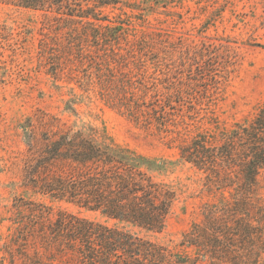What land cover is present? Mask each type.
I'll return each instance as SVG.
<instances>
[{
	"label": "rangeland",
	"instance_id": "obj_1",
	"mask_svg": "<svg viewBox=\"0 0 264 264\" xmlns=\"http://www.w3.org/2000/svg\"><path fill=\"white\" fill-rule=\"evenodd\" d=\"M100 11L107 42L95 44L80 24L69 36L58 15L0 3V264H81L70 235L49 233L59 217L123 230L163 264H264V171L241 194L237 174L179 155L197 138L220 146L264 105V0H122ZM68 129L161 165L155 177L174 193L161 230L25 186L36 142Z\"/></svg>",
	"mask_w": 264,
	"mask_h": 264
},
{
	"label": "trees",
	"instance_id": "obj_2",
	"mask_svg": "<svg viewBox=\"0 0 264 264\" xmlns=\"http://www.w3.org/2000/svg\"><path fill=\"white\" fill-rule=\"evenodd\" d=\"M122 0H0L18 7L45 11L66 23V34L92 30L93 43L107 42L95 22L101 9ZM61 16H64L61 18ZM139 105L136 111L139 110ZM94 132V131H93ZM43 138V139H42ZM36 142L33 158L26 164L24 183L34 193L55 202H64L98 212L109 220L159 231L164 225L174 193L156 179L157 165L141 155L94 138L82 130L68 129L43 134ZM180 158L200 171L237 174L241 194L248 191L264 171V105L247 126H240L220 146L203 138L180 149ZM218 178V180H222ZM227 179V178H225ZM59 217L49 228L53 236L76 241L81 264H163L162 254L149 242L117 228L86 221L78 225ZM60 232L67 236L59 235ZM70 245V244H69Z\"/></svg>",
	"mask_w": 264,
	"mask_h": 264
}]
</instances>
